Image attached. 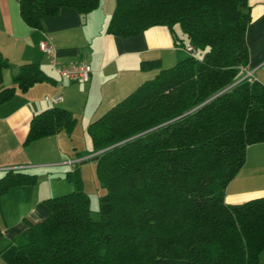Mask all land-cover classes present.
I'll return each instance as SVG.
<instances>
[{"label": "trees", "instance_id": "obj_1", "mask_svg": "<svg viewBox=\"0 0 264 264\" xmlns=\"http://www.w3.org/2000/svg\"><path fill=\"white\" fill-rule=\"evenodd\" d=\"M99 3L18 0V8L27 26L41 29L43 19L63 7L86 15ZM250 19L248 0H114L106 34L130 37L162 25L176 46L191 45L195 53L166 68L159 59L141 61L142 70H156L154 77L87 125L90 158L105 189L97 216L77 165L64 176L74 189L44 199L43 219L23 218L25 228L1 250V259L257 264L264 250V195L233 204L224 200L247 147L264 142V84L244 77ZM10 66L0 53V84ZM12 81L0 89V104L16 89L55 80L30 62L18 66ZM76 123L65 108H45L30 119L24 144L61 131L70 135ZM36 182L35 173L8 169L0 177V197Z\"/></svg>", "mask_w": 264, "mask_h": 264}, {"label": "crops", "instance_id": "obj_2", "mask_svg": "<svg viewBox=\"0 0 264 264\" xmlns=\"http://www.w3.org/2000/svg\"><path fill=\"white\" fill-rule=\"evenodd\" d=\"M248 4L251 19L245 32L246 70L252 71L254 78L264 84V0H248ZM111 12L102 11L100 6L83 15L63 7L57 15L44 18L42 28L37 29L22 21L18 0H0V53L11 63L3 70L0 89L14 85L12 76L18 66L30 62L38 63L55 80L35 83L23 92L16 89L11 99L0 104V177L8 169L27 173H34L36 169L47 171L46 184L13 187L0 197V252L16 236H5L8 241L1 244L4 234L11 225L19 228L20 218L39 221L47 216L48 208L43 200L57 195H51V192H58L56 181L77 166L75 162L79 160L65 159L63 135L68 134L63 131L24 144L32 116L45 108L58 106L89 124L156 74L153 69L142 70L141 61L159 59L161 66L166 68L187 56L182 47L174 44L166 26H152L130 37L106 34ZM41 40L53 47L61 63L69 60L88 63L91 69L89 80H61L47 55L39 48ZM57 95L61 96L57 103L44 100L45 96ZM263 195L264 142H260L247 147L245 162L227 184L224 200L233 204ZM263 251L257 264H264ZM0 264H6L1 257Z\"/></svg>", "mask_w": 264, "mask_h": 264}, {"label": "rangeland", "instance_id": "obj_3", "mask_svg": "<svg viewBox=\"0 0 264 264\" xmlns=\"http://www.w3.org/2000/svg\"><path fill=\"white\" fill-rule=\"evenodd\" d=\"M100 6H102V11H106V10L108 12L112 11L114 7V0H100L99 7ZM184 53L188 55V52L185 50ZM196 55L199 57L201 56V53L198 51ZM73 61H77V60H73ZM171 65L172 64H168V67H170ZM154 75L151 76L149 79L153 78ZM76 125L77 127H75L76 128L75 133L71 137H69L68 135H63L65 136V145H66L65 159L66 160L72 158L79 159L77 162H75V164H77L80 168V174L83 181L82 189L89 195L90 208L92 210L93 216L96 217L98 211V198L101 194L105 192V189L100 185V183L96 178L95 162L90 158L92 154H89V152L92 149V143L86 130L88 123L86 121L81 120V118L78 116ZM34 173H36L37 175L36 184L38 186H42L43 184H46L47 182L46 169H36V172ZM64 176L65 173L59 179V181H56L57 182L56 184H58V188H57L58 192H51L52 193L51 195H53V193L54 194L56 193L57 195H62L74 189L73 183L68 179H66ZM18 223L20 224L19 228H16V225H11L8 228V232L4 234V237L1 240V244L4 241H8L7 237L5 236L13 235V234L17 235V233L23 228V226L25 227V223L22 218H20V221Z\"/></svg>", "mask_w": 264, "mask_h": 264}, {"label": "built area", "instance_id": "obj_4", "mask_svg": "<svg viewBox=\"0 0 264 264\" xmlns=\"http://www.w3.org/2000/svg\"><path fill=\"white\" fill-rule=\"evenodd\" d=\"M38 46L47 55L50 65L61 80L66 82H86L89 80L91 69L88 63L73 60L61 63L56 57L55 50L46 40H41L38 43ZM185 50L191 54L195 53V50L191 45H187ZM244 77L255 79L253 72L249 70H245ZM44 100L50 104H54L61 100V96H45Z\"/></svg>", "mask_w": 264, "mask_h": 264}, {"label": "water", "instance_id": "obj_5", "mask_svg": "<svg viewBox=\"0 0 264 264\" xmlns=\"http://www.w3.org/2000/svg\"><path fill=\"white\" fill-rule=\"evenodd\" d=\"M100 152V151H99ZM99 152H97V153H99Z\"/></svg>", "mask_w": 264, "mask_h": 264}]
</instances>
